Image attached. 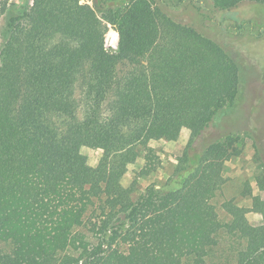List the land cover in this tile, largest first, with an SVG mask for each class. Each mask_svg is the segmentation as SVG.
I'll list each match as a JSON object with an SVG mask.
<instances>
[{"label":"trees","instance_id":"trees-1","mask_svg":"<svg viewBox=\"0 0 264 264\" xmlns=\"http://www.w3.org/2000/svg\"><path fill=\"white\" fill-rule=\"evenodd\" d=\"M81 1L0 0V264H264V162L249 208L218 204L239 149L209 137L242 97V62L153 0ZM196 123L164 183L122 184L136 148L148 164L151 142ZM83 148L102 149L96 165Z\"/></svg>","mask_w":264,"mask_h":264},{"label":"rangeland","instance_id":"rangeland-1","mask_svg":"<svg viewBox=\"0 0 264 264\" xmlns=\"http://www.w3.org/2000/svg\"><path fill=\"white\" fill-rule=\"evenodd\" d=\"M16 0H9L14 2ZM95 0H82L93 6ZM31 4L32 1H29ZM155 6L174 21L190 26L198 33L218 44L225 52L242 62L247 76L242 97L220 120L219 128L209 132V137L232 134L236 137L237 156L224 163L222 190L217 197L218 204L223 200H233L240 208H249L251 195L256 194L258 176L263 174L264 162V7L256 2H244L238 6L222 10L212 0H153ZM100 16V13H98ZM4 20L0 18V32ZM117 33L108 26L105 45L114 47ZM199 124L181 131L175 142H151L149 147L154 157L145 162L142 147L136 148L137 158L116 172L124 186L136 180L137 194L146 185H160L176 168L186 163L184 147L193 140L199 131ZM254 146L258 149V155ZM81 154L91 166L96 165L102 149L83 148ZM148 165V173L143 167ZM249 190V191H248ZM221 216L225 212L218 207ZM240 219L247 223H258L260 217L253 212H240Z\"/></svg>","mask_w":264,"mask_h":264},{"label":"built area","instance_id":"built-area-1","mask_svg":"<svg viewBox=\"0 0 264 264\" xmlns=\"http://www.w3.org/2000/svg\"><path fill=\"white\" fill-rule=\"evenodd\" d=\"M112 47V46H111Z\"/></svg>","mask_w":264,"mask_h":264}]
</instances>
